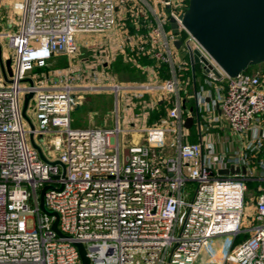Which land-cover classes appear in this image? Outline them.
<instances>
[{
	"label": "built area",
	"instance_id": "2783aa9c",
	"mask_svg": "<svg viewBox=\"0 0 264 264\" xmlns=\"http://www.w3.org/2000/svg\"><path fill=\"white\" fill-rule=\"evenodd\" d=\"M187 1L22 0L12 5L16 29L0 33L10 51L2 53L3 62L10 60L7 81L0 75V264H82L76 244L83 246L89 264H264V180L250 235L235 244L246 233L241 225L245 174L218 171L245 167L248 160L243 154H216L210 135L199 143L187 141L183 116L191 112L177 97L183 63L172 44L181 41L189 59L197 50L217 73L209 69L207 81L225 83L218 109L237 135L257 136L264 79L259 73L231 79L219 69L181 25ZM126 4L148 30V49L140 47V53L169 67V78L152 88L173 100L157 124L140 131L143 143L134 145L122 142L118 125L72 129L78 102L69 78L38 73L52 57L73 60L76 36L112 29ZM171 21L176 30H166ZM183 34L186 43L179 38ZM27 94H32L27 108H33V130L21 112ZM188 182L196 184L191 198L182 192ZM44 188L43 207L57 218L40 209ZM56 219L59 234L52 228Z\"/></svg>",
	"mask_w": 264,
	"mask_h": 264
},
{
	"label": "crops",
	"instance_id": "0c3cea01",
	"mask_svg": "<svg viewBox=\"0 0 264 264\" xmlns=\"http://www.w3.org/2000/svg\"><path fill=\"white\" fill-rule=\"evenodd\" d=\"M18 2L22 0H0V33L14 30L18 17L12 5ZM147 33L142 19H138L131 4H126L125 9L119 11L116 26L102 34L78 36L76 57L69 60L60 56L64 65L45 71L51 78L59 74L69 78V85L78 102L71 113L72 129H108L118 125L124 129V144H142L140 131L146 126L157 124L166 115L173 100L168 101L152 87L169 78V67L140 53V47L148 49L149 45L145 41ZM174 43L172 49L177 55L182 45L177 48ZM181 57L179 61L183 63V69L179 75L177 97L184 111L192 108L194 112L197 105L200 112V131L195 118L190 129L183 126L187 141L199 143L200 138L210 135L216 154H243L248 160L245 166V195L250 192L253 198H245L241 225L246 233L236 238L235 244H238L250 235L248 230L254 225L255 203L264 180V117L260 119L256 137L251 132L243 136L232 132L218 109L225 83L208 82L200 65H196L193 74L188 54ZM252 73H259L264 79V65L256 66ZM114 86H119L116 93L113 91ZM261 90L264 91V83ZM196 96L202 99L198 104ZM183 117L185 121L187 117ZM124 136L127 141H124ZM259 143L262 144L261 148H257ZM249 145L250 151L247 149ZM123 153L126 154V149ZM219 243L217 241L216 245ZM205 257L202 256L203 259Z\"/></svg>",
	"mask_w": 264,
	"mask_h": 264
},
{
	"label": "water",
	"instance_id": "95a60500",
	"mask_svg": "<svg viewBox=\"0 0 264 264\" xmlns=\"http://www.w3.org/2000/svg\"><path fill=\"white\" fill-rule=\"evenodd\" d=\"M181 25L189 37L199 45L214 61L219 69L228 77L236 78L253 66L264 64V0H188L187 7L179 16ZM170 28L177 29V24L171 21ZM181 41L174 45L179 48ZM191 69L194 74L195 65H200L204 74L211 69L197 50L190 55ZM0 70L7 81L6 71L10 70V60H2L0 46ZM216 75L217 73L211 69ZM31 84L30 80H26ZM32 94L24 96L22 116L33 130V125L26 116V110ZM196 99V98H195ZM197 104V100H196ZM191 116L184 121V128L190 129L194 118L197 128L200 129V112L196 105L194 112L189 110ZM33 144V135H29ZM34 145V144H33ZM35 146V145H34ZM59 164L58 162L53 165ZM246 174L245 167L219 170L218 174L227 176L238 173ZM48 188L40 193V209L49 216H57L47 212L43 207L44 195ZM57 231V219L53 224ZM81 263L89 264L81 244H76Z\"/></svg>",
	"mask_w": 264,
	"mask_h": 264
},
{
	"label": "rangeland",
	"instance_id": "374dc122",
	"mask_svg": "<svg viewBox=\"0 0 264 264\" xmlns=\"http://www.w3.org/2000/svg\"><path fill=\"white\" fill-rule=\"evenodd\" d=\"M185 10V9H184ZM166 28V30H169L170 29V25H168V26H166L165 27ZM15 29L16 28H14V30L13 31H15ZM78 38V36H76V39ZM182 41H184V43H186V40H187V36L185 35V34H183V35H181L180 37H179ZM193 45V44H192ZM0 46H1V52L2 53H9L10 51H8V48H7V45L5 44V41L4 40H2L1 42H0ZM177 55H178V57H180V58H182L181 57V55H185V48L184 47H182V48H180L178 51H177ZM185 61H187L188 59H184ZM47 64H48V66L45 68V69H43L41 72H38V73H42V72H45L46 70H53V69H55V68H58L59 66H63L64 65V63H63V58H61V57H52L48 62H47ZM258 66V65H257ZM256 68V66H254L253 68H252V70H254ZM0 75L2 76V73H1V70H0ZM26 83H29V82H27L26 81ZM22 104H23V102H22ZM21 112H22V107H21ZM26 116H27V118L29 119V121L32 123V120H33V108L31 107V104H30V106H28V108H27V111H26ZM24 119V118H23ZM24 122H25V125H26V127H28L29 128V124H28V122L24 119ZM207 128H208V126H207ZM124 130V129H123ZM192 133H193V135L195 136V134H196V132L193 130L192 131ZM126 139V140H125ZM194 139V138H193ZM128 139H127V137L125 138V136H124V141H127ZM29 141H30V139H29ZM194 141V140H193ZM30 143H31V141H30ZM251 149V148H250ZM250 149H248L249 151H250ZM195 188H196V184L195 183H192V182H188L186 185H185V187L182 189V192H183V194H189L190 195V198L192 197V195H193V193H194V191H195ZM245 198H247V200H249V199H251V198H253V195L250 193V192H247V194L245 195ZM188 199V198H187ZM250 203H252L251 201H250Z\"/></svg>",
	"mask_w": 264,
	"mask_h": 264
},
{
	"label": "trees",
	"instance_id": "16d2710c",
	"mask_svg": "<svg viewBox=\"0 0 264 264\" xmlns=\"http://www.w3.org/2000/svg\"><path fill=\"white\" fill-rule=\"evenodd\" d=\"M187 3H188V1H187ZM261 65H264V64H261ZM253 67H254V66H253ZM253 67L249 68V69L246 70L244 73L251 74V73L253 72V70H252ZM195 68H196V65H195Z\"/></svg>",
	"mask_w": 264,
	"mask_h": 264
}]
</instances>
